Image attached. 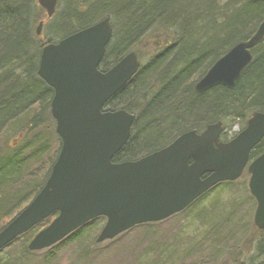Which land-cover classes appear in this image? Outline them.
<instances>
[{
	"label": "trees",
	"instance_id": "16d2710c",
	"mask_svg": "<svg viewBox=\"0 0 264 264\" xmlns=\"http://www.w3.org/2000/svg\"><path fill=\"white\" fill-rule=\"evenodd\" d=\"M104 17L110 18L113 33L99 70L110 69L129 51L144 63L104 106L135 114L130 137L113 162L137 160L165 147L181 133L200 132L210 123L221 121L230 130L237 122L242 129L252 112L264 111V37L251 50L252 60L233 88L217 85L200 93L194 89L220 56L253 35L264 17V1L58 0L55 14L47 17L37 0H0V230L42 188L61 145L50 112L53 89L37 74L41 50L47 42ZM41 20L46 33L38 36L36 27ZM13 134L16 138L9 142ZM230 137L227 131L221 135L223 140ZM263 151L264 137L249 158ZM233 206L222 222L208 224L207 232L215 234L213 242L204 246L207 259L218 264L224 251L233 254L230 262L264 264V230L252 225L250 233L248 225H238L252 205L241 200ZM52 217L10 245L19 250V261L31 253L28 241ZM104 220L99 217L88 224L92 235H97ZM157 223L134 228L146 227L143 242L149 237L141 264L147 263V253L157 246V231L152 227ZM194 248L187 245L186 254L195 253L198 248ZM11 251L8 248L6 258L0 256V264L14 263Z\"/></svg>",
	"mask_w": 264,
	"mask_h": 264
},
{
	"label": "water",
	"instance_id": "95a60500",
	"mask_svg": "<svg viewBox=\"0 0 264 264\" xmlns=\"http://www.w3.org/2000/svg\"><path fill=\"white\" fill-rule=\"evenodd\" d=\"M264 1V0H257ZM51 17L57 0H37ZM43 22L36 27L40 35ZM112 36L109 17L43 46L37 74L54 93L50 103L61 147L51 172L33 199L0 230V249L57 212L29 242L30 250L50 246L86 222L104 216L97 241L130 227L163 220L187 207L222 181L237 179L249 153L264 137V112L254 111L228 142L219 140L221 122L197 133L188 130L167 146L135 161L113 162L125 145L134 115L104 105L140 67L135 52L102 72L98 66ZM264 37V17L247 40L220 56L195 83L196 92L233 88L251 62V49ZM248 189L256 201L254 225L264 229V151L248 165ZM221 264H245L243 261Z\"/></svg>",
	"mask_w": 264,
	"mask_h": 264
},
{
	"label": "rangeland",
	"instance_id": "374dc122",
	"mask_svg": "<svg viewBox=\"0 0 264 264\" xmlns=\"http://www.w3.org/2000/svg\"><path fill=\"white\" fill-rule=\"evenodd\" d=\"M225 1L226 0H223V2ZM42 33H46L44 22ZM240 125V123L233 122L231 129L228 130L229 133L231 134L238 131ZM14 138H16L15 134H13L8 141L12 142ZM248 178L249 174L243 172L239 178L232 181L230 184H218L182 212L177 213L165 221L154 224L152 227H154L156 229L155 231L158 233H155V241H157L155 245L157 246L152 247V252L147 253L145 257L146 264H194V261H198L200 264H211L206 256V251L208 249L204 248V246L210 244L211 241L213 242V234L215 233L209 234L207 232L208 224H219L222 222L223 217H226V213L235 207L233 203L236 204L238 201L243 200L252 205V208L247 209L243 216L241 215L240 221L237 219L238 225L244 227L248 225L249 228L253 225V214L256 204L255 200L250 197L247 186ZM237 209L241 210V207ZM100 222L101 221L95 224L93 223L92 227H96ZM145 232L146 227H139L136 230L133 229L131 233L121 236L120 240L126 239V241H122L119 245L117 243L111 244L105 251L106 255L100 260L105 261L106 258H108L112 264H116L119 257H123V246H129L127 238H137L140 235H146ZM249 232L252 233L253 229L251 228ZM145 238H147V240L145 239L143 242V247L149 240V237ZM106 244L107 243H105L104 246H107ZM187 245L188 248L195 245L194 250L196 248L198 249L195 253L187 255L185 250ZM159 249L165 252L160 254L156 251ZM222 252L223 253L219 254L218 260L220 261H218V264L223 261L229 262V260L233 258V254ZM91 258L95 260L94 256ZM85 263L92 264V261L86 258Z\"/></svg>",
	"mask_w": 264,
	"mask_h": 264
},
{
	"label": "flooded vegetation",
	"instance_id": "af4514ba",
	"mask_svg": "<svg viewBox=\"0 0 264 264\" xmlns=\"http://www.w3.org/2000/svg\"><path fill=\"white\" fill-rule=\"evenodd\" d=\"M244 172H246V169H244ZM55 216L56 214L52 217V219ZM102 227L97 235L94 236L91 233V226L87 223L82 227L73 230L65 238L49 247L38 250H30L31 253L22 257L20 261L18 258L19 250H17V247L7 246L1 249L0 256H3L4 258L9 256L8 248H10L13 249V251H11V256L14 257L12 259L14 262L13 264H87L85 263L86 258L90 259L92 264H112L108 258H106L105 261L100 259L106 255L105 251L109 246H111V244L117 243L119 245L122 241H126V239L120 240L119 236L122 235V233L112 239L97 242V238ZM142 237L143 236L140 235L135 239L127 238L129 246H123V257H119L116 264L143 263L142 259H144V247ZM105 243H107V246H104ZM93 256L95 257V260L91 258Z\"/></svg>",
	"mask_w": 264,
	"mask_h": 264
}]
</instances>
